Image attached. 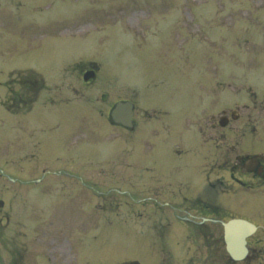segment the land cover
Segmentation results:
<instances>
[{
  "label": "rangeland",
  "instance_id": "374dc122",
  "mask_svg": "<svg viewBox=\"0 0 264 264\" xmlns=\"http://www.w3.org/2000/svg\"><path fill=\"white\" fill-rule=\"evenodd\" d=\"M89 1L91 0L76 2L54 0L51 7L41 5L42 9L34 7L24 12L28 17L26 33H36L30 35H36L33 41L37 47H31L30 51L24 49L21 63L25 62L29 65L37 63V67H42L43 63L48 64L50 82L49 80L44 81V88L39 94L33 115L20 119L12 117L0 107V156L4 155L0 166L4 172L10 173L9 178L16 180L14 185L9 181L6 183L5 195L2 196L0 193V197L2 196L4 200L0 216L3 217V213H6L9 220L8 226H5L8 229L7 235L2 240L7 247L4 248L6 251L2 249L0 256H6L7 251L10 253L19 249L21 253L19 259L23 264H76L78 260L81 261L80 264H121L125 262H128L125 264H133L130 263L133 261L139 264H155V260H157L156 264H179V260L183 259V252L177 257L178 260L176 258L178 245L176 246L173 242L179 239V232H185L187 222L181 225L177 216L198 213L189 211V209H170L169 206L160 205L159 203L164 201L159 194L146 192L153 191L151 187H157L159 183L163 184L155 175L150 174L151 178L137 175L134 179L128 176L129 169L126 166L128 153L126 151L129 150V146H125L126 151L120 152L118 160L121 165L116 166L114 162V158L118 156L116 148L121 146V141L116 139L124 131L111 129L100 118L94 123L80 120L84 114L83 111H78L75 116L72 111L73 106L60 102L59 98H56L55 108L51 110L55 95L68 91L72 99L84 102L85 98H88L90 102V94L84 96L72 92L80 90L77 71L71 67H64L65 71L61 69L59 72V75H62L60 79L58 75L53 74L60 68V63L56 60L61 58L65 61H74L77 58H85L87 61H97L102 67L103 79L113 77L112 79H115L119 86L122 85V91H120L121 88L114 89L112 93L111 89L110 91L105 90L103 105H99L103 108L101 113L104 118L107 109L117 96L123 97L124 94H131L133 84L135 92H144L148 95L159 93L163 86L166 87L167 92L179 89L184 105L180 110L181 112L189 111L188 117L193 115L191 111L197 109L193 105L199 106L198 110L202 107L210 91L216 94L225 91L227 94L224 106L238 105L236 109L239 111V117L236 121H231L227 129L218 132H224L227 135L226 143L234 141L233 134L242 136L247 134V142L242 144L243 149L258 153L264 152V141H257L260 136H264V109L260 108L264 107V97H253L246 103L240 95H229L231 92L249 89L247 85L252 86L249 83L251 81L254 84L252 90L257 89L260 82L264 81V23L263 27L259 26L262 30L255 28V21H264V16H252L254 8L258 5H261L260 7L263 5V7L255 14H264V0H129L130 4L125 2L128 0H123L124 3L120 0H112L122 2V6L116 9L113 7L114 3L103 4V9L99 8L101 11L97 15L100 17L98 19L104 21L95 23H90L93 19L89 21L95 27L109 24V22L110 25L100 27V29L82 27V33L75 35L73 28L61 30L56 28L57 19L72 18L86 9ZM96 1L93 0L92 5ZM144 2L149 5L144 7L143 11L150 15L137 12L142 9L140 6ZM94 6L98 7L97 4ZM94 6L86 10L88 12L91 10L93 14H96L98 8ZM211 13H215V17H210ZM1 15L6 16V14ZM197 15H199L198 18H196ZM87 16L90 17L91 14ZM245 18L251 24L248 29L252 31L243 32L240 20ZM46 22H50L51 26H47L44 31H48L51 35L46 33L41 35L40 23ZM218 23L231 31L224 30ZM18 25L16 23L12 28V23L2 18L0 36L13 35L16 37L18 47L23 48V37L26 33L18 29ZM243 25L245 26V22ZM254 30L256 32H253ZM220 31L225 32L223 34L227 35V39L216 38L219 35L216 36V34ZM241 32L243 34L240 35ZM233 34L235 37H232ZM212 36H216V43L211 42ZM256 38L257 42H254ZM220 59H225V61H219ZM218 61L223 65L219 64L218 68H215ZM207 64L210 66L206 67ZM209 74L212 78L205 79ZM214 76H224L227 78L224 80H230V76L236 79L222 86L218 84L219 82H215L214 79L218 77ZM240 79H246L249 82H240ZM137 84L143 87H137ZM98 85L95 86L96 89ZM151 85L157 86L152 89L149 87ZM13 88L17 89V86ZM2 94L0 90L1 98ZM99 95L96 92L91 98L92 101L95 102ZM161 99L159 95V101ZM171 100L179 104L175 98ZM77 103L79 104L77 108L83 107L87 110V106L80 102ZM246 105L247 107L242 108ZM52 111L57 112L59 127L51 126ZM138 111L136 115L139 131L149 127V122H153L150 119L151 116L158 114L157 121H165L160 116L162 110L144 112L143 109H139ZM84 117L89 119L95 117V114L87 110ZM246 119L249 128L247 133L240 130L245 125ZM92 126L95 128L90 130ZM141 138L142 142L147 140L149 144L153 143L152 139H155L146 135ZM167 143L173 144L169 139ZM238 152L236 147L233 152L216 151V156L233 159L232 156ZM156 154L158 158L162 156L161 148H157ZM144 155L149 160L153 153L151 154L147 147L141 144L139 151H134L129 158L136 161L137 159L134 158ZM92 157L98 159V166L96 163H91ZM71 159L77 161L69 163ZM173 160L178 161L174 152ZM82 161H88L84 169L81 167ZM218 167L216 164L215 168ZM51 170H71L73 173H79V179L92 186V189L81 190L82 194L74 196L75 191L83 189L79 181L70 179L61 182L66 178L65 176L52 181ZM83 170L85 172L82 174ZM142 173L147 175L146 171ZM225 177L228 183L237 184L236 176H232V181H229L227 173ZM39 178L41 181L36 185L34 181ZM190 178L194 181L196 189L193 190L194 193L209 202L230 207L226 214L220 216L221 218L237 215L248 216L259 226L257 236L262 237L264 189H255L253 192L243 187L252 194L250 196L253 201L258 199L259 202V207L254 212H250L245 205H238L243 198L246 199L245 197L249 196L241 188L237 191L232 184L233 191L224 189L223 185L216 183L215 178L212 182L213 189L207 188V184L200 180L195 170H192ZM237 178L242 179L239 176ZM211 179L212 177H209V180ZM243 180L246 181V178ZM25 182L30 184L27 185ZM0 186H2L1 182ZM60 186L65 187L60 191H68L64 200L60 198L65 201L63 205L53 202L59 201L53 195L54 191L58 193ZM30 187H43L42 197L37 195L31 198L29 191L34 194L39 193L40 190L35 188L30 190ZM109 188L128 192L133 190L136 193L131 194V197L134 198L135 203H139V199L145 198V200L139 204H133L131 199L127 198V195L130 197L128 193L124 194L125 197L116 194L98 197L97 193L102 194ZM172 189L166 190L167 194ZM160 190L165 192L164 188ZM150 200L158 204L153 205ZM27 201H30V206L25 205ZM99 202L103 203L104 209L98 212L95 205H99ZM29 208H32L33 212H29ZM85 208H89L88 211ZM245 211L247 213H244ZM23 214L27 219L23 217ZM254 215L257 217L255 218ZM47 216H49L48 219ZM41 217L46 219L43 226L36 221ZM20 218H24L31 224L28 226L22 224ZM210 226L211 224H207L202 230L205 231ZM173 229L174 232H172ZM211 229L216 236L222 233L220 226H214ZM24 230L28 234L22 239L20 231ZM40 230L45 231L39 233ZM200 234L196 235L200 237ZM159 236L163 240L161 247V242H156V244L151 242L152 240L157 241ZM198 243L197 248L191 244L187 248L189 264H224L226 256L222 251L218 250L211 254L205 247L204 249L200 247V241ZM183 246L186 252L185 241Z\"/></svg>",
  "mask_w": 264,
  "mask_h": 264
},
{
  "label": "water",
  "instance_id": "95a60500",
  "mask_svg": "<svg viewBox=\"0 0 264 264\" xmlns=\"http://www.w3.org/2000/svg\"><path fill=\"white\" fill-rule=\"evenodd\" d=\"M129 111L130 106L128 103H119L114 107L110 116L114 123H121L129 127ZM250 229L253 230L251 226H248L245 222L236 220L230 221L224 225L225 243L227 245V251L232 259H241L245 254L244 239L249 234V231H251Z\"/></svg>",
  "mask_w": 264,
  "mask_h": 264
},
{
  "label": "flooded vegetation",
  "instance_id": "af4514ba",
  "mask_svg": "<svg viewBox=\"0 0 264 264\" xmlns=\"http://www.w3.org/2000/svg\"><path fill=\"white\" fill-rule=\"evenodd\" d=\"M222 113L221 114H225L227 117L229 116V114H231V109H225V110H221ZM219 117V116H217ZM215 116H210L209 119H211V121H213L212 126L215 127V122H217L218 118ZM229 118V117H228ZM230 123V120L228 121L227 125ZM226 125V127H227ZM219 137H210L209 140L207 141L209 146H215L216 140ZM221 140L223 141L224 138H221ZM261 173L259 176H261L258 180H256V184L257 186L261 185L262 182L264 183V174ZM262 178V179H261ZM262 180V181H261ZM7 216L6 213H3V217L0 216V238L2 239L3 237L6 236V228H5V224L7 223ZM194 222V221H193ZM199 224H202L203 222H198ZM215 237L210 235L208 236V239L213 240ZM218 241V240H217ZM261 245V243H260ZM248 248H249V256L252 254V259H258V257L261 255L262 251L260 249H262V247H258L259 243L258 240H256V242L251 241L250 243L248 242ZM259 249V250H258Z\"/></svg>",
  "mask_w": 264,
  "mask_h": 264
}]
</instances>
